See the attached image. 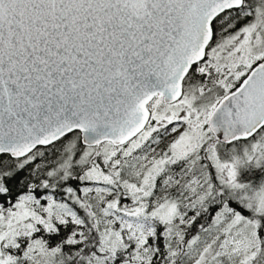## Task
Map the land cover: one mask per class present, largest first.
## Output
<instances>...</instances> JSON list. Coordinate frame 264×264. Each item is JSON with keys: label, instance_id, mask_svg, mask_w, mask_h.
Masks as SVG:
<instances>
[{"label": "water", "instance_id": "obj_1", "mask_svg": "<svg viewBox=\"0 0 264 264\" xmlns=\"http://www.w3.org/2000/svg\"><path fill=\"white\" fill-rule=\"evenodd\" d=\"M242 0H0V156L21 160L72 133L86 148L125 145L147 105L176 101ZM218 143L264 127V60L207 120Z\"/></svg>", "mask_w": 264, "mask_h": 264}, {"label": "rangeland", "instance_id": "obj_2", "mask_svg": "<svg viewBox=\"0 0 264 264\" xmlns=\"http://www.w3.org/2000/svg\"><path fill=\"white\" fill-rule=\"evenodd\" d=\"M256 14L257 22L254 25L264 27L260 24L263 10H257ZM252 32V29L240 24L233 30L231 28L226 30V33H222L214 42L208 55L209 59L201 71L207 73L205 78L210 80V83H205L209 85H205L201 92L213 88L214 79L216 83L221 84L219 89L222 90L227 80L236 81L250 64L260 58L262 53L260 54L258 50L259 41L255 36L257 34ZM263 44L264 41L261 40V46ZM218 97L213 90L208 95H201L197 106L192 105L190 99L186 98L174 105L180 108H152L153 123L150 132L153 135L149 141L153 140L154 149H150L148 153H135L133 156V152L145 146L143 145L145 134H142L132 140L130 147L123 148L120 152L112 150L106 156H101L100 160L104 166L88 164L90 151H86V156L74 163L73 166L78 169L88 165L84 170V180L90 183L82 187L80 195L88 204L82 202L80 204L88 206L86 216H93L94 220H98L100 231L105 237L110 236L109 231L114 220L123 226H132L141 243L155 236L154 229L146 220L147 217L157 218L168 225V232L172 225L190 223V219L187 220L176 211L175 204L149 201L154 195L157 180L165 172L168 163L183 159L191 161L194 158L199 159L200 156L212 163L219 181L230 184L229 187L236 191L243 206L254 209L264 216V180L253 187L235 181L240 166L246 165L247 168L254 169L264 167V132L240 149L232 145L228 149L229 160L220 158L219 153L223 149L218 148V144L210 140L205 129L211 107ZM92 153L97 155L102 152ZM118 154L127 158L118 157ZM104 169L109 170L116 178L105 174ZM166 172L170 174L168 170ZM180 177L182 178V175ZM114 179L117 183H114ZM202 179L204 178L196 177V180H193V183L197 184V201H202V197L208 191L201 184ZM108 184L114 188L108 187ZM105 194H111L113 199H106ZM115 194L116 196L121 194L124 198L129 196L131 201L120 202L117 197L115 198ZM47 204L48 210H52L59 217H70L75 223L84 226L85 231L89 233L77 211L61 203L53 204L49 198ZM39 205L40 201H36L31 195H23L15 203L14 209L7 210L6 214L0 213V255L1 252L11 255L9 250L16 251L20 248L28 255L40 251L36 242L29 246L27 242L39 226L49 229L47 217H44L48 211L46 210L43 215ZM257 229L258 224L255 220L244 218L230 209L221 207L213 218V224L185 246L183 253L186 258L185 264H252L259 248ZM106 247L108 248L107 245ZM140 257V254L127 256L122 264H140ZM205 258L207 262L204 261ZM143 259L147 261V258Z\"/></svg>", "mask_w": 264, "mask_h": 264}, {"label": "trees", "instance_id": "obj_3", "mask_svg": "<svg viewBox=\"0 0 264 264\" xmlns=\"http://www.w3.org/2000/svg\"><path fill=\"white\" fill-rule=\"evenodd\" d=\"M226 15L227 13L221 14L213 21L214 37L220 31L224 19L227 18ZM212 47L213 45L208 48V53ZM249 69H245L243 77ZM220 95L222 93L217 94ZM208 134L212 141H215L213 135L210 132ZM132 142L122 147L104 143L98 147L86 148L80 144V134L75 132L47 148H37L21 160L11 159L7 155L0 156V213L6 214L7 210L14 209L19 197L31 195L36 201H40L39 208L43 210L41 211L43 215L46 210L48 211L47 216L44 217H47L46 220L49 222V229L39 226L29 241L20 239L27 241L28 246L36 242L40 248L39 252L28 255L21 248L16 251L9 250L11 255L1 252L0 264H122L127 256L135 254L141 255L140 264H185L186 258L183 255L185 246L213 224V218L221 207L257 222L256 237L259 248L252 264H264V216L254 209L243 206L238 200L236 191L229 187L230 184L221 183L212 163L201 156L191 161L183 159L168 163L165 172L168 170L175 178L182 175L183 180L177 186L168 188L158 182L154 195L149 201V203L175 204L176 211L184 215L187 220L190 219V223L172 225V229L168 232V225L157 218L147 217L146 220L154 229L155 236L141 243L132 226L126 227L114 220L109 231L110 236L105 237L100 231L98 220H94L93 216H86L88 206L80 204L81 202L88 204L86 199L80 196L82 187L90 183L84 180V170L88 165L80 169L73 165L85 155L86 151H90L88 164L96 163L104 166L100 160L101 156H106L112 150L120 152L123 148L130 147ZM249 142L240 141L231 145L216 142L218 148L223 149L219 153L220 158L229 160L228 149L232 145L240 149ZM94 151L102 153L93 155ZM135 153L145 154L148 150L141 148L133 152V156ZM121 156L127 158L118 154V157ZM104 172L111 178H116L109 170L104 169ZM196 177L204 178L201 184L208 190L202 201H197V184L193 183ZM262 180H264V167L254 169L243 165L239 167L235 181L253 187ZM113 181L117 183L116 179ZM108 187L114 188L110 184ZM105 196L106 199H113L111 194ZM116 197L120 202L131 201L129 196L124 198L121 194L117 196L115 194ZM48 198L53 204L61 203L77 211L89 233L85 231L84 226L75 223L70 217H59L52 210H48ZM143 258H147V261L145 262Z\"/></svg>", "mask_w": 264, "mask_h": 264}, {"label": "flooded vegetation", "instance_id": "obj_4", "mask_svg": "<svg viewBox=\"0 0 264 264\" xmlns=\"http://www.w3.org/2000/svg\"><path fill=\"white\" fill-rule=\"evenodd\" d=\"M257 10H263V14L261 15L260 24L264 25V0H242V5L238 9H233V10H229V11L225 12V13H227V15H226L227 18L224 19L223 25L222 26L220 25L221 26L220 31L218 32V34L215 37H214V32L212 30L213 38H212L211 43L207 47L206 55H205L204 60L202 62L192 66L191 69L189 70L188 74L184 78V80L182 82V90H181L180 97L176 101H174L172 103H164L163 98H161L160 96H156L147 105L146 108H147V110L149 111V114H150L149 120H148L145 128L143 129V131L138 135V136H141L142 134H145V137H144L145 142L143 144L145 146L142 147L143 149L148 150V152L150 151V149H154L153 140L149 141L150 137L153 135L150 132L151 124L153 123V109L152 108H160V107H164V108H169V107L170 108H180V107H174V105L178 104L180 101H182V100H184L186 98L190 99V101L192 102V105L194 104L195 106H197V102H199V98L201 97V95H203V94L208 95L213 90H215V94L222 93V95H220L218 97V99L216 100L214 106L211 107L212 108L211 112H212L213 109L216 107V105L219 103V101L223 97L228 95L229 93L235 91L239 87V85L242 82V80L244 79V77L251 71V69L256 64H258V63H260L261 61L264 60V44H263V46H261V40L264 41V27L263 26L254 25L255 22H257L256 21L257 20V18H256ZM240 24H241V26H243L245 28L252 29L253 32L255 34H257L255 36L257 37V40L259 41L258 50H259L260 54L262 53V55L255 62L250 64V66L248 67L250 69L244 75V77H243V74H242L240 76V78H238L236 81L227 80L226 86L223 87L222 90L219 89L220 88L219 86L221 84L216 83V79H214V83H215L213 85L214 87L210 88V89H207V91L201 92V90H203L202 88L205 85H207V86L209 85V84H205V83H210V80H206V78H205L207 76V73L206 72H201L202 71V67L204 66V64H206V61L209 59V57H208V55H209L208 48L211 47L214 44V42L220 37V35L222 33H226V30H228V29L230 30V28H231V30H233L236 27H239ZM211 28H212V25H211ZM248 43H250V41ZM211 112H210V114H211ZM205 129L207 130V133L210 132L207 124L205 126ZM261 130H263L262 132H264V127ZM260 131L257 132L252 138H250L247 141H251V140H254L255 138H257L258 135L260 133H262ZM138 136L135 137V138H138ZM209 138H210V140H212L210 136H209ZM215 141H216V139H215ZM128 143H126V144H128ZM122 146H124V145H122ZM122 146H119V147H122ZM181 181H182L181 177L175 178L173 175L169 174L168 172H164L161 175L160 179L157 180V183L159 182L160 185L165 186V187L168 188V187L177 186Z\"/></svg>", "mask_w": 264, "mask_h": 264}]
</instances>
